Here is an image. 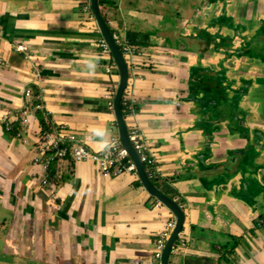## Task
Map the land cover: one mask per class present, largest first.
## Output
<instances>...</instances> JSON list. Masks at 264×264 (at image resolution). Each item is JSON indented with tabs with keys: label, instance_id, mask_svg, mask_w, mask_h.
<instances>
[{
	"label": "crops",
	"instance_id": "obj_1",
	"mask_svg": "<svg viewBox=\"0 0 264 264\" xmlns=\"http://www.w3.org/2000/svg\"><path fill=\"white\" fill-rule=\"evenodd\" d=\"M82 1L0 0V122L7 115L25 122L24 131L19 125L16 136L0 134V249L5 248L2 254L6 259L13 258L14 264H30V261L74 264L72 257L76 260L79 256L77 246H81L85 259L82 264H92L88 259L93 264H148L156 236L172 219L169 211L145 192L137 175L103 178L92 163L57 162L49 170L47 184L41 185L44 174L34 162L41 130L30 106L27 109L29 101L23 98L25 90H31L33 95L34 90L38 91L39 103L47 117L55 125L70 128L91 150L106 149L114 121L107 104L118 76L115 74L117 81L114 82L113 74L105 73L111 58L100 56L98 44L103 39L94 21L83 14ZM157 1L102 0L100 6L110 31L136 50L139 42L134 36L140 33L145 46L163 43L165 37L172 36L169 29L179 34L184 68L175 70V80L160 71L165 75L162 79L150 72L142 75L140 82L128 81L133 98L135 91L140 92V98L135 104L139 115L125 120L126 125L128 127L127 121L138 124L151 155H154L152 143L166 136L162 131L165 122L171 126L169 105L178 99L185 101L191 82L199 79V71L221 63L224 57L228 60L233 48L242 51L240 36L254 43L257 55L260 51L264 53V35L257 37L264 0H257L251 6L245 5L250 0H234L225 6L235 32L233 38L228 36L233 46L223 49V58L219 52L211 50L209 53L210 46L200 38V32L190 28L194 13L205 11L197 10L203 0H171L178 2L177 7H171L170 2ZM188 4L191 7H186ZM153 5L161 10L153 13L150 11ZM185 9L186 14H182ZM204 15L208 20V15ZM20 46L25 48L23 52H17ZM217 54L219 56L214 57ZM161 67L168 70V66L162 64ZM183 89L185 94L181 92ZM261 92L254 86L249 93L254 97ZM252 99L246 98L244 103L251 102L243 104L244 109L237 112L236 124L240 118L239 128L243 134L235 137L236 141L241 137L242 147L247 142L250 149L256 145L250 135L264 132V117L260 118L258 113L264 102H258V109L253 110L256 103ZM162 110H166L165 118H159V123L155 119L150 123V115ZM244 113L252 119L255 117L253 122L250 120L251 125L242 122ZM207 120L209 118L203 121ZM231 124L225 122L221 125L223 130L215 128V132H220L219 139L226 141L223 148L216 149V157L208 159V164L234 153L229 150L234 149V139L229 142L226 131ZM195 133L194 130L191 136ZM187 147L193 148L194 141L189 140ZM244 153L240 163L234 164L233 189L223 200L221 209L225 217L219 218L216 225L204 224L216 237L211 243H202L197 238L198 228L193 226L199 223V211L190 208L196 201L203 209L207 197L203 193L192 195L199 188H187L189 183L184 171L180 173L177 166L156 157L159 173L155 185L159 189V185H163L174 190L171 197L183 201L187 215L186 246L172 254L175 262L170 259V264H264V152L257 159L254 150L250 162L249 155L247 161ZM176 179L179 182H175ZM244 180L250 182L242 188ZM6 218L12 224L5 222ZM223 224L227 233L221 230Z\"/></svg>",
	"mask_w": 264,
	"mask_h": 264
},
{
	"label": "water",
	"instance_id": "obj_2",
	"mask_svg": "<svg viewBox=\"0 0 264 264\" xmlns=\"http://www.w3.org/2000/svg\"><path fill=\"white\" fill-rule=\"evenodd\" d=\"M255 2H257V0H250L246 3V5L251 6ZM217 3L218 0H203L202 5L197 10H209V8L216 5ZM89 5L94 18V24L96 25L103 41L108 47L111 60L115 66L118 76L117 86L115 88V91L113 92L111 103L112 115L116 125V131L119 137L120 145L124 150L128 152L129 156L133 160L135 164L137 179L142 188L150 197L155 199L160 205H162L169 211L172 219H174L176 223L175 229L167 241L162 258V264H170L173 247L177 243L178 236L185 228L187 222L186 210H184L180 203H177L176 200H174L166 193L162 192L151 182V180L145 173L144 165L139 160V155L134 151L131 143L129 142L128 128L121 105L122 97L129 81L127 65L120 49L117 47L113 39V33L110 31L108 23L103 17L99 5V0H89ZM169 32L172 33V36L168 35L167 37H165L163 39V43L161 44H151V46H149V49L154 56L160 57L159 59L163 61L162 64L166 63L167 65H169L168 76H173V79L175 80L174 72L179 68L178 62L183 57L180 54L179 34L176 33L173 29H169ZM161 58H163V60ZM259 80L261 82V87L259 89L264 92V80ZM185 105H189L186 99L185 101H180V99H178V101H176L172 105H169V107H171L172 109V117H170L169 119L172 130L170 134H166V136L158 138L157 142L152 143V151L154 153V155L152 154V156L155 160L156 157L157 159L159 157L164 159L165 162L169 163L170 166H177L178 172L180 173H183L184 171L189 183L187 188L195 186L202 190L201 192L199 189H196L194 193H192V195L203 193L207 197L208 200L206 199L207 201L204 204L203 209H200V206L196 203V201L192 202V206H190V208L197 209L199 211L200 220L196 225V228H198L196 233L197 238L202 243H211L216 239V237L212 231L206 230L204 228V224L209 223L216 225V222L219 220V218L225 217L221 208L223 206V200L228 197L227 194L233 189L234 163L231 162V157L234 153L230 152L229 154H227L228 157L222 158L217 163L208 164V159L216 157V149L223 148L225 144L226 139H219L220 132L218 130H216L215 132L216 127L222 128V126L218 124V121H216L215 118L210 117L209 115H206V118H209V120L205 122L211 123H206L207 128H203L202 125L198 126L197 124H195L194 119L192 123L187 124L184 118L187 115H190L193 118V115H191L188 110L182 108H185ZM196 106L198 109V105ZM165 112L166 110H162L161 112L158 111L156 113H153V115H150L149 122L154 123V119L156 123L161 122L159 118L164 119ZM241 115L244 119L242 120V122H245L246 124L249 123L252 119L251 115L245 113ZM253 120H255V117L251 121ZM165 126H167V121L165 122ZM194 130L196 131L194 135L196 136V139H193L194 136H191ZM232 131H234L233 128ZM259 132L264 133L263 131ZM201 135H204V137L200 138ZM228 135L229 134H227V137ZM209 136L214 137V139H209ZM250 137L251 140L253 138L256 142L255 147L258 154V159L262 154L258 135L251 134ZM189 140L194 141L193 148L187 147V142ZM229 150L234 149L229 148ZM179 179H176L175 182H179ZM250 194L253 193L250 192ZM249 197L252 198L251 196ZM221 230L223 231V233L228 232V229L224 224L222 225ZM67 248L69 249V247ZM83 248L86 249V247ZM76 249L79 256L76 260V257H72V259L73 261H75L74 264H82L85 259L81 255V246H77ZM30 262V264H40L36 261ZM87 262L93 264L92 260L88 259Z\"/></svg>",
	"mask_w": 264,
	"mask_h": 264
},
{
	"label": "built area",
	"instance_id": "obj_3",
	"mask_svg": "<svg viewBox=\"0 0 264 264\" xmlns=\"http://www.w3.org/2000/svg\"><path fill=\"white\" fill-rule=\"evenodd\" d=\"M82 12L94 21L90 10L89 0L82 1ZM113 39L125 59L129 73V81L136 79L134 73V57L140 56V52L130 46L128 42L122 39L119 35L113 34ZM98 48L100 49V56L106 57L107 59H109V57L111 58L108 47L103 40L99 42ZM24 49L25 48L22 46L16 48L17 52H23ZM108 62L109 64L105 69V73L107 75H112L113 73L117 75L112 60L110 59ZM129 86L130 82H128L121 103L125 120L133 119L136 114V100L133 98ZM23 98L26 101H29L27 109L30 106V109L34 113L38 111L43 112L42 106L39 103V98L35 97L31 90H25L23 92ZM35 102H38L39 104L32 106ZM107 108L112 112L111 101L108 102ZM21 113L25 115V112L22 111ZM43 114L46 115L45 113ZM13 120H15V123L20 122L21 131H24L25 122H22L18 117L12 118L7 115L0 122V134L11 133L13 131ZM48 121L50 128L44 135H41L39 139H37L38 141H36L38 144V153L34 162L40 165L44 174L41 178V185H46L47 181H49L48 173L51 166L57 162L65 160H70L74 163H92L97 167L101 176L107 179L118 178L123 175H136L135 164L128 152L121 147L117 133L110 137L106 149L94 151L87 147L70 128H67L64 125H55V122L49 118ZM110 128L116 129L114 121L111 123ZM127 128L129 142L134 151L139 155V160L145 167L146 175L151 182H153L154 179H157L159 171L153 156L150 154V159L146 153L147 147L144 143L143 133L135 122L131 123ZM175 226V220L171 219L166 223L164 229L156 236L153 242L152 255L148 264H162L163 253L167 241L172 235ZM186 239L185 230L183 229L178 236L177 243L173 247L172 254L186 246Z\"/></svg>",
	"mask_w": 264,
	"mask_h": 264
},
{
	"label": "flooded vegetation",
	"instance_id": "obj_4",
	"mask_svg": "<svg viewBox=\"0 0 264 264\" xmlns=\"http://www.w3.org/2000/svg\"><path fill=\"white\" fill-rule=\"evenodd\" d=\"M233 2L235 1L218 0V3L209 11L207 9L204 12H195L192 16V20H190L192 23L190 26L191 30H195L196 32L199 31L200 38L210 46L208 47L209 53H211V50H213L214 53L219 52L221 54L220 58H223V49L233 46V41L228 40V36L233 38L235 27L233 26L232 19L228 18L229 16L225 9L227 4H232ZM203 13L208 15V20L205 15L203 16ZM260 19L261 21L258 25L259 32L257 37L264 35V14L260 16ZM228 27H231V30H229ZM241 28L248 31V28L245 26H241ZM240 41L243 43L241 50L244 49L242 51H237L233 48V54L230 55L228 60L226 59L227 57H224L221 63L204 67L205 70L199 71V74H197V78H199L198 81L191 82L186 95L188 104H196L200 106L204 103L207 105L206 110L208 114L215 113L211 114V117H214L219 125H223L227 121L233 122L234 110L236 113V108L240 105L243 98V90L245 91V100L246 98H253L252 94L254 92L250 94V88L252 89L254 86L260 88L261 82L259 79L264 80V57L261 56V54L264 55V53L260 51V55H257L254 50V43L246 37L240 36ZM218 56L219 54L214 57ZM186 60L187 58L185 59V62ZM178 63L179 68H184V62L182 59H180ZM163 66H168L167 69L169 68V65L166 63L163 64ZM164 70V68H160V71H163L165 75H167L169 69ZM240 72L242 73L241 76ZM226 78L229 79L230 85ZM181 92H184L185 94V89ZM201 96H204L205 102H202L200 98ZM254 97H261L258 100L259 104L264 102V92H261V94H255ZM252 101L255 100L252 99ZM233 107L234 109L232 110ZM182 108L185 109L184 107ZM258 113H260V111ZM184 120L187 124L193 122V118L190 115H187ZM240 122L241 120L239 118V123ZM252 122L247 124L251 125ZM240 132L241 134L243 133L242 130ZM243 149L246 152V156L247 154L250 156L254 150L256 151V147L250 149L247 142ZM242 155L244 157L245 153ZM242 155L234 152V157L231 158V162L235 165L237 162L240 163Z\"/></svg>",
	"mask_w": 264,
	"mask_h": 264
},
{
	"label": "rangeland",
	"instance_id": "obj_5",
	"mask_svg": "<svg viewBox=\"0 0 264 264\" xmlns=\"http://www.w3.org/2000/svg\"><path fill=\"white\" fill-rule=\"evenodd\" d=\"M163 1L164 2H170L171 7H177L178 6V2L177 3H173V1H171V0H159L157 2H163ZM181 5H183V4H179V6H181ZM186 7H191V6L188 4V5H186ZM197 8H199V7H197ZM156 9L157 10H161V9H159L158 5H153V7L150 9V11H152L154 13L156 11ZM186 12L187 11L185 9L182 14H186ZM182 16H183V19H184V15H182ZM92 28L93 27H91L90 29H92ZM228 28H229V30H231V27H228ZM119 32L122 33V31H119ZM186 33H188V32H186ZM134 38L136 39L137 42H139V45L136 46V48L138 49L137 51L140 52V54H141L140 56H135L134 57V73H135V76H136V80L139 81V82L142 81L143 80L142 75L145 76V74L146 75L150 74V72H152L153 74H156V75H160V78L162 79L163 78V73L160 74V68L162 66V62L163 61H161L158 57H156V56H154L152 54V52L149 49V46H145L144 45L145 41L143 40L144 37L142 36V33H140L139 35H135ZM261 56L264 57L263 54H261ZM161 59L163 60V58H161ZM241 74L242 73L240 72V76H241ZM161 79H160V81H161ZM112 80L114 82L117 81V77H116L115 73H113V75H112ZM139 98H140V92L135 91V99H136V101H138L137 99H139ZM200 98H201L202 102L203 101L205 102L204 96H201ZM253 99L255 100V103H256V106L254 107L253 110H257L258 107H259L258 100L255 97H253ZM244 100H245V91L243 90V98H242V101H241L242 103H241V105H238V107L236 108L237 112L240 109H244L243 104H248V103L251 102V100H249V101L244 103ZM206 107H207V105H205L204 103H203V105H200V106L198 105V109H197L196 104L185 105V109L188 110L191 113V115H193V119H194L195 124H197L198 126L202 125L203 128H207V124L206 123H211V122L203 121L204 119H207L206 115L208 114V112L206 111ZM233 109H234V107L232 108V110ZM237 112L235 113V110H234V121H233L234 125L233 126H232L231 122L227 121V122H229L231 124V128H228L226 131L229 134L228 135L229 142H233V139H234V152H237L238 154L242 155L245 152V150L242 147V138L240 137L237 141L235 140V137L237 135L238 136L241 135L240 131L242 130V129L239 128L240 124L239 123L236 124L237 115H238ZM259 114H260V118L264 117L263 116V114H264V106L261 107V110H260ZM137 115H139L138 110H136V116ZM209 116H211V115L209 114ZM108 117L110 119L111 113L108 114ZM127 123H128V126H129V124H131L130 121H127ZM232 128L234 129V131H232ZM171 130H172L171 126H164L162 128V131H164L165 134H170ZM116 133H117L116 129L115 128H111L110 131H109L107 142H109L110 137L112 135H114V134L116 135ZM255 134L258 135L260 149H261L262 154H263V152H264V133H260L259 131H257ZM210 136L208 138L213 140L214 137H210ZM203 137H204V135L200 136V138H203ZM237 142H239L240 144H237ZM144 143H145V140H144ZM145 145H146V143H145ZM146 147H147V145H146ZM146 153H147L148 157L151 159V156H150V153L148 152V149H147ZM248 157H249V162H250V159L252 158V154L250 156H248ZM246 160L248 161L247 156H246ZM154 180H156V179H154ZM154 180H153V184L155 185L158 182L156 181L154 183ZM249 182H250L249 180L241 181L242 188L245 187V186H248ZM159 186L161 187L160 190L165 192L166 194H168L170 196H173L175 194V191L170 189L169 187L163 186V185H159ZM246 190H248V189H246ZM6 219L7 220L5 222L11 223V220L9 218H6ZM193 227L195 228L196 226H193ZM2 251H5V248L0 249V261L4 262V264H14L15 260L13 258L11 259L10 257L6 259L4 257V255L2 254ZM175 257H177V256H175ZM171 262L172 263L175 262L174 256L171 257ZM234 263H236V259H234ZM181 264H182V262H181Z\"/></svg>",
	"mask_w": 264,
	"mask_h": 264
},
{
	"label": "trees",
	"instance_id": "obj_6",
	"mask_svg": "<svg viewBox=\"0 0 264 264\" xmlns=\"http://www.w3.org/2000/svg\"><path fill=\"white\" fill-rule=\"evenodd\" d=\"M99 5L102 6V0H99ZM35 91L36 90H34V96L38 97V94H37L38 91H36V92ZM37 104H39V103L35 102V103L32 104V106H35ZM43 113L44 112H39V111L34 113L35 114V118L37 120L38 128L41 130V133H40L39 136L44 135L48 131V129L50 128L49 127L48 118ZM19 125H20L19 122L12 124L13 131L10 133L12 136H16L17 135V130L19 129ZM176 201H177V203L181 202L180 203L181 205L183 203V201L181 199H176Z\"/></svg>",
	"mask_w": 264,
	"mask_h": 264
}]
</instances>
